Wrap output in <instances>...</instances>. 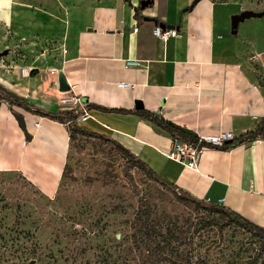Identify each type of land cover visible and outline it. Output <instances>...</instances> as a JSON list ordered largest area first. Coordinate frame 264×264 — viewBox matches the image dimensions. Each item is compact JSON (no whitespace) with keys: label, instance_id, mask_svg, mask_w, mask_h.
<instances>
[{"label":"crops","instance_id":"obj_1","mask_svg":"<svg viewBox=\"0 0 264 264\" xmlns=\"http://www.w3.org/2000/svg\"><path fill=\"white\" fill-rule=\"evenodd\" d=\"M143 1L0 0V53L9 51L0 86L48 113L97 105L145 110L198 137L254 131L264 118V15L228 37L218 34L213 0L193 10L195 0H150L137 13ZM146 18L178 35L159 40ZM75 124L116 140L178 190L264 228V141L208 150L196 171L167 159L172 135L136 114L89 110ZM70 145L67 125L0 95V173H19L52 198Z\"/></svg>","mask_w":264,"mask_h":264},{"label":"rangeland","instance_id":"obj_2","mask_svg":"<svg viewBox=\"0 0 264 264\" xmlns=\"http://www.w3.org/2000/svg\"><path fill=\"white\" fill-rule=\"evenodd\" d=\"M213 1L222 36L233 35L232 16L264 15V0ZM214 211L207 202L197 205L163 189L101 140L75 136L52 198L19 174L0 173V264H121L134 241L135 223L150 217L166 235L175 220L191 225L192 232L199 221L207 222L232 247L214 261L264 264V242L239 227L234 215Z\"/></svg>","mask_w":264,"mask_h":264},{"label":"trees","instance_id":"obj_3","mask_svg":"<svg viewBox=\"0 0 264 264\" xmlns=\"http://www.w3.org/2000/svg\"><path fill=\"white\" fill-rule=\"evenodd\" d=\"M140 10L141 7L137 8L136 12L138 13ZM0 95L3 96L4 99L9 100L12 106H21L28 111H34L45 118L67 125L70 132L71 142L75 136L99 139L105 145L115 149L126 160L131 168L142 170L152 177L163 189L171 191L175 196L197 205L205 202L192 197L189 194L178 190L174 185L161 180L146 163L136 157L131 151L126 149L116 140L104 135L85 131L77 126L75 121L79 119L81 115L80 112L73 113L71 111H66L61 114L48 113L39 108L30 107L25 103L24 99L16 96L2 86H0ZM88 109L108 113L136 114L144 120L168 131L173 137H179L182 140L193 142L198 139V136L187 133L184 129L168 123L164 119L158 118L156 115L145 110L127 111L109 109L97 105H89ZM254 141H264V118L259 122L254 131L235 139L232 144L218 150H228L235 145ZM12 173L13 172H6L5 174ZM211 206L219 214L227 217L234 215L239 223V227L243 228L246 232L257 236L264 242V228L251 223L239 214L223 206L214 204H211ZM149 219L150 220H145V222L139 221L140 219H135V221L138 220V222L135 223L136 234L134 241L130 243L128 252L124 254L125 262H122L121 264H225L223 261H214L212 257L232 251V247L229 244H226L227 241L222 238L220 239V236H223V233L220 232L219 229L212 230V226L207 222L204 223V221H199L192 232L191 225L185 228L180 225V222L178 223V221L175 220L173 225L174 230L169 229L168 234L166 235V233H164V228L160 223L154 222L151 217ZM99 264L108 263L107 261H100Z\"/></svg>","mask_w":264,"mask_h":264},{"label":"built area","instance_id":"obj_4","mask_svg":"<svg viewBox=\"0 0 264 264\" xmlns=\"http://www.w3.org/2000/svg\"><path fill=\"white\" fill-rule=\"evenodd\" d=\"M153 34L156 38L165 42L171 37L177 36L178 32L176 30H164L161 27L156 26ZM22 73L25 75L29 72L25 68L22 70ZM120 86L125 87L127 85L120 84ZM62 102L67 103L68 99L63 100ZM88 116L89 109L86 107L79 118L86 119ZM235 139V135L231 132L198 137L197 141L194 142L172 136L171 148L164 153V156L169 160L183 164L186 167L197 171L199 169L200 161L206 151L223 149L232 144Z\"/></svg>","mask_w":264,"mask_h":264},{"label":"water","instance_id":"obj_5","mask_svg":"<svg viewBox=\"0 0 264 264\" xmlns=\"http://www.w3.org/2000/svg\"><path fill=\"white\" fill-rule=\"evenodd\" d=\"M202 0H195L192 4V6L189 8V10H193L194 7L199 3L201 2ZM152 4V2L150 0H147V1H143L141 2V9L144 10L146 9L147 7H149L150 5ZM262 15H259V14H256L254 12H244L240 15H234L231 17V25H232V34H237L238 33V28H239V25L243 22H245L246 20L248 19H251V18H256V17H261ZM146 21H149V22H154L156 26H159L161 27L162 29L166 30V29H169V30H175L176 27L175 26H171V25H164L162 23H159L158 20L156 19H148L146 18L145 19ZM9 54V51L6 50L2 53H0V61L2 59V57L6 56ZM60 89L61 91H67L69 90L68 86L66 85V82L64 81V78L61 76L60 77ZM136 109L137 110H142L143 109V106H142V103L141 102H137L136 103ZM19 125L21 126L24 134L26 135L27 138L30 139V137L28 136V133H27V129H26V123H25V119L24 117H22L21 115H15ZM187 133H190V132H187Z\"/></svg>","mask_w":264,"mask_h":264}]
</instances>
